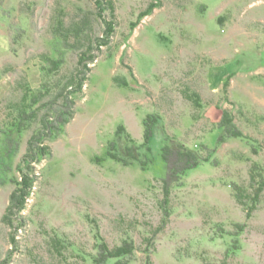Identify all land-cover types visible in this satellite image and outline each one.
<instances>
[{
  "label": "rangeland",
  "instance_id": "374dc122",
  "mask_svg": "<svg viewBox=\"0 0 264 264\" xmlns=\"http://www.w3.org/2000/svg\"><path fill=\"white\" fill-rule=\"evenodd\" d=\"M58 17L66 28H89L97 43L88 54L96 59L73 95L74 117L44 139L49 153L33 163L16 245L15 227L3 217L46 109L21 133L9 169H0V264H92L98 232L112 247L132 239L131 264H144L146 238L167 211L153 235V264H264V191L247 219L233 185L250 189L252 167H264V0H0V151L29 87L49 80L43 57H63L61 74L76 71L79 51L63 48ZM80 41L87 51L88 39H70ZM188 92L198 93L199 104ZM224 111L245 137L217 146ZM148 116L158 117L149 146ZM176 141L216 151H203L210 161L192 169L163 206V152ZM238 223H246L241 248L228 255Z\"/></svg>",
  "mask_w": 264,
  "mask_h": 264
},
{
  "label": "trees",
  "instance_id": "16d2710c",
  "mask_svg": "<svg viewBox=\"0 0 264 264\" xmlns=\"http://www.w3.org/2000/svg\"><path fill=\"white\" fill-rule=\"evenodd\" d=\"M97 1V0H96ZM99 5L101 6V3ZM109 8L112 10V3L106 1ZM108 9V8H107ZM103 10L104 8H100ZM102 13V11H101ZM57 26L54 29L56 35L61 39L62 46L65 50L79 51V60L76 71L69 75L61 74V70L65 64L63 57L52 58L43 57L45 65L42 67L45 75L49 77V80L43 82L38 89H32L29 87L22 102L17 106V116L11 127H8L6 131L5 146L0 151V169L8 168L6 163L7 158H11L15 154L20 144L21 133L28 129L32 122L37 118H40V112L43 109L46 111L42 114L41 127L33 133L28 141V149L20 164L19 171L22 172V179H16L14 181L16 187L10 195V203L7 206L6 213L3 217V221L9 225L14 226L12 242L17 244L16 233L19 230V226L23 225V220L19 218V213L25 209L27 200L29 199L36 175L33 169V163L38 162L49 152V147L44 145V139L51 137L53 134L62 130V127L68 123L75 114L76 101L74 99L75 94L82 93L85 82L88 78L89 71L91 70L88 65L89 62H94L96 56L91 53L94 49V45L97 40L93 38L92 32L89 28L77 25L74 28H66L64 20L60 17L57 18ZM107 34L110 35L113 31L112 22H108ZM88 26V25H87ZM72 37L88 39L89 46L87 51H82L81 48L85 46L84 41L78 43H71ZM82 42V43H81ZM0 72V79H1ZM187 95L197 104H199L198 93L188 92ZM158 120L157 116L147 117L144 125V145L149 146L150 138L154 133V123ZM219 127L222 129V134L218 138L217 146L221 145L229 138L245 137L243 131L236 125L234 117L230 112L224 111L219 122ZM114 146V145H113ZM164 158L167 164V175L162 178L164 200L163 206H169L170 193L174 187L179 186L184 177L194 168H197L203 161H210V155H203V151L207 150L208 153L216 151V148L210 149L207 145H201V149L194 150L181 141H176L175 146L169 145L164 148ZM128 151H131V146L127 147ZM109 156L115 160L123 161L125 164H132L133 161H127L124 158L118 156L113 152L108 153ZM133 156V154H132ZM131 156V157H132ZM133 159L136 158L133 156ZM145 165V164H144ZM250 190L247 187L234 185V195L237 201L246 209L247 219L252 216L253 211L256 209L260 202L262 192L264 191V167L254 165L250 171ZM165 218L162 220L161 225L154 232V236L163 230L169 215V211L166 212ZM237 230L231 233L232 241L227 249V254H234L241 248L240 236L245 230L246 223L236 224ZM146 238V260L144 264H153L151 254L154 249H151L155 240L154 236ZM97 242H95L96 253L89 255L92 264H131L135 259L136 245L132 239H124L119 245L110 246L105 238L98 232ZM53 245L59 248L62 243L60 239H53ZM10 257V255H9ZM1 264H9V260L1 262Z\"/></svg>",
  "mask_w": 264,
  "mask_h": 264
}]
</instances>
